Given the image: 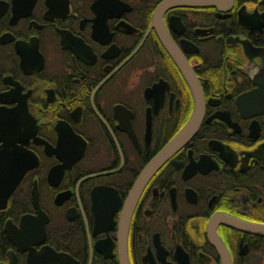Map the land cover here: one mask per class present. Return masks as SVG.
<instances>
[{
    "label": "flooded vegetation",
    "instance_id": "flooded-vegetation-1",
    "mask_svg": "<svg viewBox=\"0 0 264 264\" xmlns=\"http://www.w3.org/2000/svg\"><path fill=\"white\" fill-rule=\"evenodd\" d=\"M166 1L0 0V264H264V0Z\"/></svg>",
    "mask_w": 264,
    "mask_h": 264
},
{
    "label": "bare ground",
    "instance_id": "bare-ground-1",
    "mask_svg": "<svg viewBox=\"0 0 264 264\" xmlns=\"http://www.w3.org/2000/svg\"><path fill=\"white\" fill-rule=\"evenodd\" d=\"M219 3H222L223 0H217ZM194 6V5H197V6H204V3L200 2L199 0H179L178 2H176L175 0H167L166 2H164L163 4H161V6H159V11H158V14L156 15L155 17V22L157 23L158 21V18H159V14H161V10L162 12L164 10H166L168 7H171V6ZM173 6V7H174ZM180 54H178L176 56V59L177 57L179 56ZM178 64L180 66V68L183 70L182 66L181 65H186L190 68L191 70V76H192V81L189 80L186 76V73L184 74L186 76V79L188 80L189 84L191 86H194L195 85H199V80H198V77L196 76V74H194L193 72V69L190 67V65L188 63H186L185 61H182L178 58ZM196 78V80H195ZM195 92V91H194ZM201 88H199L197 90V92H195V97H196V100H199V96H200V101L199 102H202L204 103V100H203V97L201 95ZM198 125H200L199 123L197 124H194V125H191V126H186V127H182V131L180 132L179 136L177 138H174L167 146L165 149L171 147L172 145H175L174 148H172V150L174 151L175 149H177L179 146H181L183 144V140L185 138H188L189 136V132H191L194 128L196 129L198 127ZM16 152V160L18 162H23V160L27 157V155H31L30 154V151L25 149V148H20V147H17V150H15ZM148 168H150V166H148ZM147 168V169H148ZM147 169L141 174L140 176V179L138 181V184L139 186H144L146 184V181H148V178L150 176V173L147 174L146 171ZM91 177V176H90ZM138 186V187H139ZM219 220H216V222H218ZM252 225L256 226V225H261V224H258V223H251ZM231 229L233 230H236V231H240V232H243V233H251V230L248 229V226H247V222H241V221H235V224L232 223L229 225ZM9 230V228H8ZM255 233V232H253ZM255 234H258V233H255ZM260 235V234H258ZM264 237V235H263ZM218 242V241H217ZM222 251H224L226 253V255L229 256V258L231 257L228 253V251L224 248H222ZM221 251V252H222ZM231 260V259H230ZM232 262V261H231ZM223 263V262H222Z\"/></svg>",
    "mask_w": 264,
    "mask_h": 264
},
{
    "label": "water",
    "instance_id": "water-1",
    "mask_svg": "<svg viewBox=\"0 0 264 264\" xmlns=\"http://www.w3.org/2000/svg\"><path fill=\"white\" fill-rule=\"evenodd\" d=\"M175 1L178 2L179 0H175ZM199 1L202 2V3H204V4H212V3H217L218 2L217 0H199ZM223 2L230 3V2H232V0H223ZM181 66L183 68V71L186 73L187 78L192 81V76H191V70H190V68L188 66H186V65H184V66L181 65ZM195 80H196V78H195ZM192 87H193V89H194L195 92H197V90L200 88V86L198 84L195 85V86L193 84ZM199 101H200V96H199V100H197V104H198L199 107L200 106L202 107V102H199ZM197 123H198V120H197V122H195V124H197ZM190 133L191 132H189V134ZM174 146L175 145H172L171 147L165 149L160 154V156L155 160L154 164H152L150 166V168L147 169L146 173L147 174L150 173V175L153 174L158 169V167L160 166V164L172 153V151H173L172 148H174ZM226 223L228 225H230L232 223L235 224V221H233V222L232 221H228ZM217 224H219V222H215L214 223V226H216ZM247 226H248V229H250L252 233L255 232V233H258L260 235H264V224L254 226L251 223H247ZM220 247L222 248L221 244H220ZM221 257H222L223 264H232L229 256L226 255V253L224 251L221 252Z\"/></svg>",
    "mask_w": 264,
    "mask_h": 264
}]
</instances>
